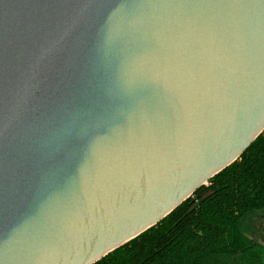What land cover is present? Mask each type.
Segmentation results:
<instances>
[{"label": "water", "instance_id": "water-1", "mask_svg": "<svg viewBox=\"0 0 264 264\" xmlns=\"http://www.w3.org/2000/svg\"><path fill=\"white\" fill-rule=\"evenodd\" d=\"M264 130V0H0V264H93Z\"/></svg>", "mask_w": 264, "mask_h": 264}, {"label": "trees", "instance_id": "trees-1", "mask_svg": "<svg viewBox=\"0 0 264 264\" xmlns=\"http://www.w3.org/2000/svg\"><path fill=\"white\" fill-rule=\"evenodd\" d=\"M264 130L157 224L93 264H264Z\"/></svg>", "mask_w": 264, "mask_h": 264}, {"label": "rangeland", "instance_id": "rangeland-1", "mask_svg": "<svg viewBox=\"0 0 264 264\" xmlns=\"http://www.w3.org/2000/svg\"><path fill=\"white\" fill-rule=\"evenodd\" d=\"M255 228L258 234L262 236V244L264 245V213H261V216L257 219Z\"/></svg>", "mask_w": 264, "mask_h": 264}]
</instances>
